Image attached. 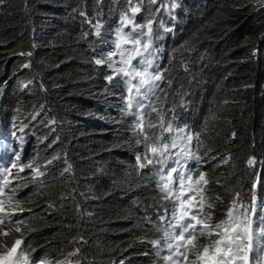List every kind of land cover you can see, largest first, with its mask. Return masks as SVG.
<instances>
[{
    "label": "trees",
    "instance_id": "16d2710c",
    "mask_svg": "<svg viewBox=\"0 0 264 264\" xmlns=\"http://www.w3.org/2000/svg\"><path fill=\"white\" fill-rule=\"evenodd\" d=\"M183 1L194 4L164 58L172 83L159 106L178 124L185 112L198 131L197 175L206 174L213 204L200 220L212 213L218 223L236 194L264 199V0ZM128 7L126 0H0L3 122L11 129L35 118L45 141L36 155L45 174L19 179L18 187L27 185L16 191L21 232L0 224V249L21 236L45 263L165 264L175 193L165 199L151 164L139 168L142 137L129 115L119 116L118 92L93 60L94 53L105 59L100 52L110 50V30ZM163 8L169 0H144L140 13L157 17Z\"/></svg>",
    "mask_w": 264,
    "mask_h": 264
},
{
    "label": "snow or ice",
    "instance_id": "6c2138e0",
    "mask_svg": "<svg viewBox=\"0 0 264 264\" xmlns=\"http://www.w3.org/2000/svg\"><path fill=\"white\" fill-rule=\"evenodd\" d=\"M126 2L129 7L120 13V26L116 28L115 50L109 53V60L113 56H118L119 59L112 60L109 64L112 75L108 79L120 76L130 94L127 98L125 113L136 117L133 133L139 132L142 138L137 139V144L145 146V151L136 156L137 164L141 169L149 164L159 165L157 169V175L160 178L158 187L164 193V198L167 199L171 193L180 191V189H174L171 186L173 173L176 174L175 180L179 181L181 189L186 180L192 181L195 169L188 167V161L196 160L199 164L201 160V157L193 151L192 142L195 140L198 144H202V141L199 134L194 133L188 125L176 123L175 116L167 119V113L162 108L154 106V101L159 100L160 93L164 91L161 84L166 82L171 87L172 83L164 75L166 69L161 70L156 63L159 59L158 53L163 51L156 41L162 39V36L153 30V20H144L142 23L135 22V14L144 6V0H140L135 5H133V0H126ZM148 2L155 4L156 0H148ZM170 7L175 9L177 4L172 3ZM148 11L151 12V8ZM128 12L133 15L129 16ZM127 24H131L132 27L130 31L126 32L124 28ZM159 27L164 28L165 31L172 30L165 27L163 22L159 23ZM96 34H100L99 26H96ZM123 45L131 46L124 47ZM27 54L31 55V53ZM133 61L136 62L133 63ZM107 62L100 59L96 61L97 64ZM25 66L27 67V65ZM144 109H151L157 114L159 125L146 121L145 117L150 113L144 112ZM211 119L215 120L216 117L212 116ZM157 126L161 130L160 134L151 138L152 142L148 143L150 137L147 129ZM164 133L168 135L165 136ZM174 150L176 151L174 152ZM149 152L152 154L151 156H148ZM55 159L58 157H53V160ZM169 159L178 167H168ZM20 160L21 151L18 150L14 153L11 168H18L20 172L29 168L36 177L45 174L40 170V166H34V162L20 163ZM53 160H49L47 163L51 164ZM166 168L167 171H165ZM70 170L71 165L64 169L65 172ZM10 173V168H0V181L3 182V186L0 187V196L4 194V188L8 187L9 181L5 179V176ZM208 183L206 174L201 172L199 177L188 187L185 198L176 197L178 203L173 207L171 213L174 221L172 227L179 228L180 231L166 232V236L170 240L176 241L175 245L169 243L168 247L170 249L175 247L174 255L182 257V259L175 260L174 264H184V261L188 260L190 245L199 247V245H193V241L197 239L198 225L199 236L210 237L214 234L216 239L212 240L210 244L204 245L202 251L196 252V259L191 264H249V253L253 251L257 254L255 264H264V199L258 202L255 191H252L250 202H245L239 198V194H236V198L233 199L225 213V219L213 223L212 213H207L205 219L201 221L199 217L204 214V208L213 207L205 195V185ZM26 186L25 184L19 187ZM13 192H15V188H13ZM198 195L200 199L193 203L197 200ZM13 200V197L0 199V213H4L0 215V224H4L5 220H8L17 225L15 228L17 232H21L19 225L24 224V221L21 219L13 221L12 213H6L5 210V205L10 204ZM14 203L19 206L22 201L15 200ZM3 235L7 236L8 232L4 231ZM21 243L22 239H15L13 246L0 254V264H28L30 253L26 249L17 251ZM78 252L77 249V252L72 255H76ZM166 259L172 260V256L170 255Z\"/></svg>",
    "mask_w": 264,
    "mask_h": 264
},
{
    "label": "rangeland",
    "instance_id": "374dc122",
    "mask_svg": "<svg viewBox=\"0 0 264 264\" xmlns=\"http://www.w3.org/2000/svg\"><path fill=\"white\" fill-rule=\"evenodd\" d=\"M24 126V127H23ZM28 125H22L21 121H17V123L15 122L14 126H13V129H14V132L16 134V136H14V143L17 147V149L19 151H21L20 149H22L23 151L25 149L28 150L29 148V145L31 144V139L28 135H30V133H28L26 135V137H23L24 138V142H20V138L21 136L24 135V129L27 127ZM23 131V132H22ZM29 144V145H28ZM21 163V162H20ZM3 167H6V163L5 162H0V168H3ZM6 177V176H5ZM56 264H71L68 260H63L61 262H58Z\"/></svg>",
    "mask_w": 264,
    "mask_h": 264
},
{
    "label": "bare ground",
    "instance_id": "6f19581e",
    "mask_svg": "<svg viewBox=\"0 0 264 264\" xmlns=\"http://www.w3.org/2000/svg\"><path fill=\"white\" fill-rule=\"evenodd\" d=\"M102 58H103V56H102ZM24 127V126H23ZM23 132V131H22Z\"/></svg>",
    "mask_w": 264,
    "mask_h": 264
}]
</instances>
